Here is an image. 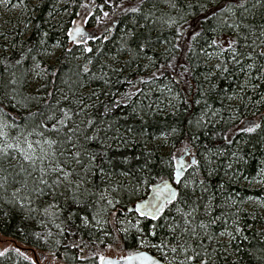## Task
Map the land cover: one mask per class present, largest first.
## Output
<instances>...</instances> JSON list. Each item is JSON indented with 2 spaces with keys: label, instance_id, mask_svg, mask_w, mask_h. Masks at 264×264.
Masks as SVG:
<instances>
[{
  "label": "trees",
  "instance_id": "obj_1",
  "mask_svg": "<svg viewBox=\"0 0 264 264\" xmlns=\"http://www.w3.org/2000/svg\"><path fill=\"white\" fill-rule=\"evenodd\" d=\"M56 1L37 0L26 16L25 37L0 47V115L11 144L19 139L23 145L24 137L58 140L55 159L72 173L73 184L65 182L55 190L40 185L41 195L34 191L41 163L30 165L14 148L0 152V235L48 252L64 264H98L97 256L108 249L113 255L129 254L140 250L144 237L147 252L168 264L171 251L152 245L175 241L178 235L166 227L157 228L156 236L146 234L157 223H175L179 234L184 222L176 209L194 208L197 225L216 219L208 232L212 240L199 228L191 240L200 259L207 264H264V224L250 220L243 209L249 198L264 203V187L247 184L256 175L264 183V0H245L247 11L234 8L231 13L220 12L229 0H66L67 17L57 25L46 18ZM82 5L90 8L86 27L100 28L97 39L86 43L69 35ZM136 5L139 12L122 10ZM194 32L199 33L195 39ZM213 39L224 45L235 40L234 47L244 54L235 58L240 63L231 50L221 53L212 46ZM85 47L92 51L85 52ZM54 48L59 55L51 63L48 54ZM85 65L88 73L83 72ZM34 70L41 72L42 81L29 92ZM57 109L69 110L72 118L60 133H53L55 120L46 117ZM61 115L56 111V119ZM242 121L259 122L261 128L250 134L230 131ZM69 135L81 151L79 164L62 154L77 150L65 143ZM4 144L0 138V147ZM186 144L198 163L190 162L174 185L179 202L168 204L159 221L129 211L150 196L154 185L173 182L177 159L172 157L184 155ZM101 163L103 176L96 167ZM48 179L50 183L54 175ZM81 181L79 193H74ZM101 193L113 200L112 206L100 199ZM94 214L100 225L90 219L86 227L81 217ZM228 233L235 239L220 238ZM81 241L88 243L84 252L72 246ZM0 264L32 263L13 253L0 255Z\"/></svg>",
  "mask_w": 264,
  "mask_h": 264
},
{
  "label": "snow or ice",
  "instance_id": "obj_2",
  "mask_svg": "<svg viewBox=\"0 0 264 264\" xmlns=\"http://www.w3.org/2000/svg\"><path fill=\"white\" fill-rule=\"evenodd\" d=\"M107 2V0H106ZM142 2V0H141ZM261 0H257V3H260ZM117 7H121V5H116ZM82 7H87L86 5H82ZM234 8H244L245 11H247V9L245 8V0H240L239 4H234L232 2V0H229V2H227L224 7L220 10L221 13H231L233 12ZM124 12H139L140 8L138 5L136 6H130V7H125L122 9ZM105 16L108 15L107 12L104 13ZM215 15V13H214ZM226 19V18H225ZM229 27H232L233 25L229 24ZM77 32H79V30H77ZM44 35H47V33H45ZM69 35H71V33H69ZM199 33L198 32H194L193 33V38L195 39L196 36H198ZM89 39H97V37L92 34L89 36ZM105 39H107V37H105ZM177 39H179V36H177ZM83 42V41H81ZM41 43H43V40H41ZM212 46H217L219 48V51L222 53L224 52L226 49L231 50V52L233 53V59L235 60L236 63H240L239 60H236L235 58L237 56L242 57L244 54L240 53L235 47V40H229L227 42L226 45H224L222 42L213 39L212 40ZM144 45H141V48H143ZM85 52H91L92 49L85 47L84 48ZM262 55H264V53H262ZM22 58H23V54H21ZM248 57L251 58V53L248 54ZM17 64L21 63V60H17L16 61ZM168 67H172L171 62H169ZM217 67H219V65H217ZM253 67L252 64L248 65V68L251 69ZM164 68V65H161V69ZM226 70V69H225ZM184 71L187 72L188 69L184 68ZM83 72L84 73H88L89 72V68L87 65H85L83 67ZM157 72L159 74H163L162 71L160 69L157 70ZM154 76L157 75L156 73L153 74ZM179 79V78H177ZM169 91L171 92V89H169ZM50 95V94H49ZM179 94L176 93L174 94V98H178ZM123 102V101H122ZM197 103H199V101H197ZM56 111H59L62 113V115L60 116L59 119H56ZM56 111L51 112L46 119L48 121H53L55 120L54 123H52L51 125V131L53 133H60L64 128L67 127L68 122L71 120L72 118V114L70 113L69 110L67 109H57ZM107 111V109H106ZM213 115H215V113H213ZM253 115H255V113H253ZM204 116L202 115L201 119H203ZM197 123L199 124L200 121H197ZM245 123L247 124V126H244ZM88 124L91 125L92 124V120L89 119L88 120ZM8 128V124L7 122L3 119L2 115H0V138H7L8 133L6 131V129ZM261 128V123L259 122H253V121H242L241 125L235 129V130H230V131H243L245 133H253L255 132L257 129ZM78 129H74V130H70V131H77ZM173 131H175V129H173ZM224 136V139L229 143H233L232 139L229 137L228 134H224L221 133ZM31 135V133H29V136ZM37 135H40L41 137H43V133H37ZM94 137H90V136H85V139L91 140ZM72 136H66V140L65 143L66 144H70L71 147L73 149H77L74 152H67L65 151L64 155H68L72 157V160L74 163L79 164L80 163V159L79 157L81 156V151L78 149L77 144L72 143ZM59 143L58 140L55 139H49V138H42V139H38L35 142L31 141L30 139H28V137H24L23 138V145L21 144L20 140L17 139L16 142L14 144H7L5 143L2 147H0V152L3 153H7L8 149L10 148H14L16 149L19 154L23 157V160L28 162L30 165L35 166V164L37 163V161H39L41 163V167L39 169L40 172V176L38 178V184L35 186L34 191H36L37 193H40L41 195H44V188L40 187V185H45V186H50L53 188V190H55L56 188H58L61 184H64L65 182L67 183V185L69 187L72 186L73 181L71 179L72 173L70 171H68L65 167V164L59 160H56V151L54 146L57 145ZM190 150L188 149V145L186 144L183 152L185 155H188V152ZM236 153H233V156H235ZM97 159V157L95 155L91 156V160L95 161ZM172 159H177V157L173 156ZM45 161H49L48 166H44V162ZM52 161H55L54 163H52ZM198 162L196 159H192L191 160V165H196ZM188 165V166H191ZM184 166L183 164H179L178 162V166L175 168L173 176L175 177H179L181 175V172L184 170ZM96 167L98 168L99 172L101 173V175L103 176L105 169L101 165H96ZM229 167H231V165H229ZM54 175V179L51 180V182L49 183V179L48 177L53 176ZM179 182V181H177ZM81 182H77L75 185V188L73 189L74 193H79L80 191V185ZM163 187H159V186H153V191L150 193V198L147 200H142L140 203H137L134 205L133 209H129V211H135L136 213H138L139 216L144 217L145 219H149V220H154V221H159L160 219L164 218V211H165V207L168 204H173V202H179V193L178 191L173 190L171 187H169V184L167 182H164L163 180L161 181ZM2 186V185H0ZM85 193L91 195V193H89L88 189L84 190ZM75 198V197H74ZM100 199L101 200H105L106 204L109 206L113 205V200L112 199H107L104 193L100 194ZM49 207H54L53 205H49ZM189 208H191V205H188ZM47 211V210H46ZM177 213H181L182 217H183V222H184V227L180 230L179 234H177V228L179 227V225L175 224V223H165L164 225H160L159 223L157 224H153L151 225V229L150 231L147 232L146 235L148 236H156L157 235V228H164L166 227L169 231V233L173 234V235H178V238L175 241H170L167 239H162L160 241V243L157 244H153L152 247H156L158 249L161 250H170L171 253L173 254L172 260L168 261V264H194V262L196 260L199 259L200 264H207V261L204 259H200L201 253L200 251H197V245L193 244L191 242V240H194L195 237L197 235H199L200 233H198L197 228H199L206 236L207 239L212 240L213 237L211 235H208L209 232V228L211 224H214L216 222V219L213 218L211 219L208 223H205L203 221H201L198 225L195 223V221L192 219V214L195 211V209L193 208L191 211H183L181 208H177L176 209ZM115 214V213H113ZM73 215V213H69V218H71ZM91 220H95L97 225H100V219L98 218V214H94L91 218H89L88 216H82L81 220L83 222V224L87 227L89 222ZM140 224V220L137 219L136 220V225ZM66 231H68L71 234V228L65 229ZM62 230V231H65ZM138 231H140V229H137ZM235 232L239 233L240 232V227L238 224H236L235 226ZM107 235V233H105ZM223 235V233H221ZM38 237L40 236L39 233L36 234ZM48 235H51V233H49ZM228 235L232 238L235 239L234 236L231 235V233H228ZM185 236L190 237L189 239H185ZM183 241V242H181ZM140 245L141 246H145L148 241L144 238L141 237L140 238ZM57 244L60 243L59 240L56 241ZM91 243L95 244V241H92ZM102 243V241H101ZM81 244H83V247H81ZM73 247H77L80 248L81 252H84V248L88 247V243L81 241L79 244L77 243H73L72 245ZM112 245H108V247H111ZM202 247V246H200ZM7 251V250H5ZM19 251V250H17ZM3 252H0V255H3ZM206 254V252H205ZM182 257V258H181ZM82 259H87V256H82L80 257ZM97 260H98V264H133L134 261H140L141 264H163V262H158L156 260H154L152 257L148 256L146 253L139 251V250H135L133 252H130L127 255H122L120 256L118 259H113V258H108L105 257L102 254H99L97 256ZM32 264H35V261L32 262Z\"/></svg>",
  "mask_w": 264,
  "mask_h": 264
},
{
  "label": "rangeland",
  "instance_id": "obj_3",
  "mask_svg": "<svg viewBox=\"0 0 264 264\" xmlns=\"http://www.w3.org/2000/svg\"><path fill=\"white\" fill-rule=\"evenodd\" d=\"M37 3V0H0V47H10L13 45L15 40H18V37H25L26 26L25 20L28 13L33 12V6ZM66 5V0H57L53 6V10L46 15V18L49 19L54 24H59L67 17V12L64 10ZM87 6V5H86ZM90 14L89 6L83 7L80 12L79 17L73 22L71 28V38L74 41H83L86 43L89 36L92 34L99 33V29L87 28L86 19ZM79 30V32H77ZM59 55V49L54 48L52 52L48 54L49 61L52 63L55 61L56 57ZM42 81V75L39 70H34L28 80V91L35 92ZM8 133V132H7ZM4 143L11 144L9 140V134L7 138H2ZM161 145L164 144L163 141H159ZM160 145V146H161ZM164 150V149H163ZM183 155H179L177 160ZM192 157L188 155L184 159L183 165L186 168L191 162ZM176 160V161H177ZM252 189H259L264 187V183L261 181L260 175H256L250 183H247ZM163 185L159 186L162 187ZM150 196L144 200L149 199ZM134 208V207H133ZM243 209L249 215L250 220L257 219L260 223L264 224V203L255 198H249L243 202ZM259 224V225H262ZM221 239L229 238L227 236H221ZM226 241V240H225ZM7 250V251H5ZM19 250V251H17ZM139 251H146L147 247L140 245ZM0 252L4 254H18L24 259L30 261L31 263L35 261V264H64L62 261L56 259L53 255L48 252L30 249L21 243L4 238L0 235ZM105 257L110 258H119L122 255L127 254H111L110 250H106L102 253Z\"/></svg>",
  "mask_w": 264,
  "mask_h": 264
},
{
  "label": "water",
  "instance_id": "obj_4",
  "mask_svg": "<svg viewBox=\"0 0 264 264\" xmlns=\"http://www.w3.org/2000/svg\"><path fill=\"white\" fill-rule=\"evenodd\" d=\"M188 155H189V152H188ZM188 155H185V154H184L182 157H180V158L176 161V167L178 166V162H179V164H183V163H184V159H185ZM192 159H193V158H192ZM192 159H191V160H192ZM179 178H180V176H179V177H175V176H174V178H173V182H170V181H166V182L169 184V187H171L173 190H175L174 185L178 183L177 181H179ZM162 187H163V186H162ZM142 252L146 253L148 256L152 257L154 260H156V261H158V262H162V261H160L158 258H156L155 256H153L152 254H150L149 252H146V251H142ZM108 258H110V257H108ZM113 259H117V258H113ZM133 264H141V262H140V261H134ZM163 264H165V263L163 262Z\"/></svg>",
  "mask_w": 264,
  "mask_h": 264
}]
</instances>
